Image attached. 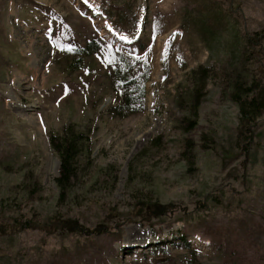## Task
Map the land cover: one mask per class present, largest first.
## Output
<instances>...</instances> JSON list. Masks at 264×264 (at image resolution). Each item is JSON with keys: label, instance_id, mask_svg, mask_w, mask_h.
Returning <instances> with one entry per match:
<instances>
[{"label": "rangeland", "instance_id": "374dc122", "mask_svg": "<svg viewBox=\"0 0 264 264\" xmlns=\"http://www.w3.org/2000/svg\"><path fill=\"white\" fill-rule=\"evenodd\" d=\"M262 27L264 0H0V264H264V109L242 135L228 93ZM128 78L143 103L114 112ZM65 125L85 146L60 200Z\"/></svg>", "mask_w": 264, "mask_h": 264}, {"label": "trees", "instance_id": "16d2710c", "mask_svg": "<svg viewBox=\"0 0 264 264\" xmlns=\"http://www.w3.org/2000/svg\"><path fill=\"white\" fill-rule=\"evenodd\" d=\"M247 40L249 42V52L251 53L254 62L258 58V68L255 67L253 73L248 79V84L243 83V79L237 76L230 81L231 87L228 89L230 98L238 105L239 114L238 120L240 124L239 132L243 135L251 130V126L260 116L264 109V73L263 68H260V59L264 52V27L259 30L251 31L247 34ZM95 47L92 46V42L86 43L83 47L78 48L77 52L81 55V59L90 54ZM257 69V70H256ZM260 69V71H259ZM144 84V83H143ZM123 92L121 94V102L114 107L115 111H136L143 103L145 90L144 85L140 88L136 82L130 78L124 80L122 84ZM253 130V126H252ZM249 136L252 135V131ZM84 140L81 131L75 129L72 125H65L62 127L59 133H49V143L53 150L56 152L59 160L58 174L55 178V184L58 190V198L64 199V197L71 192L73 181L77 174L76 157L84 149L85 144H82ZM156 140L153 142L155 143ZM90 150V149H89ZM89 154V151L87 152ZM154 204L155 209L149 212L148 208H152ZM157 202L137 200V215L144 221H149V216H158L165 212L171 211L175 206L173 204L156 205ZM160 211V212H158ZM50 225L55 229H63L70 232H85L84 227H81L77 221L62 220L54 216L51 218ZM69 222V223H68ZM34 223L31 221H25L21 227L29 228ZM49 225V224H48ZM11 228L17 230L15 223H12ZM49 228V227H47ZM4 227H0V232ZM96 231V229H95Z\"/></svg>", "mask_w": 264, "mask_h": 264}]
</instances>
